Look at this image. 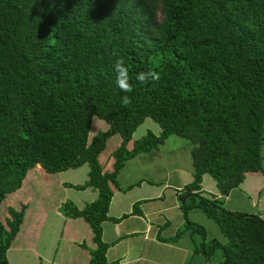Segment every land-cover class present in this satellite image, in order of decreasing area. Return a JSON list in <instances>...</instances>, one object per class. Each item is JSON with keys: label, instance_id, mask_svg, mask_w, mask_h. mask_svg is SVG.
<instances>
[{"label": "trees", "instance_id": "16d2710c", "mask_svg": "<svg viewBox=\"0 0 264 264\" xmlns=\"http://www.w3.org/2000/svg\"><path fill=\"white\" fill-rule=\"evenodd\" d=\"M118 57L130 93L115 83ZM147 71L158 80L138 83ZM94 116L109 128L89 141ZM148 117L160 132L148 130L129 149ZM114 134L121 141L111 152L112 170L103 171L98 157ZM170 135L192 144L193 180L179 194L185 229L162 240L201 229L194 252L205 259L220 249L218 264H264V218L226 210L201 191L205 174L224 196L246 172L263 171L264 0H0V202L37 165L58 173L87 164L88 179L68 185L92 187L97 197L82 208L66 201L62 209L92 230L87 264H108L103 222L137 213L140 203L120 218L108 215L117 176L126 161ZM194 208L216 223L224 242H206L205 228L187 218ZM25 209L9 206L0 220V264H9Z\"/></svg>", "mask_w": 264, "mask_h": 264}, {"label": "rangeland", "instance_id": "374dc122", "mask_svg": "<svg viewBox=\"0 0 264 264\" xmlns=\"http://www.w3.org/2000/svg\"><path fill=\"white\" fill-rule=\"evenodd\" d=\"M108 128L109 124L105 120L94 116L89 131V141H91L99 131H104ZM148 130L155 134L160 132L159 125L149 117L145 118L144 122L135 130L133 138L138 139L142 137ZM119 140V134H114L108 139L99 160L104 166L111 152L120 144ZM191 146L192 144L188 139L177 135H170L164 144L157 146L155 150L153 149L147 154H141V156L145 157L140 158V155H137V158L131 161L123 173H120L118 177V182H120V187L122 189L116 191H127L128 193H120L119 196L115 198L114 202L124 195L125 207L128 204L127 201H134V194L145 191L147 195H154L153 193L155 191L163 188L164 196L162 198L148 201L145 208L143 206L145 200L140 201L139 208L147 210L148 212H153L148 215V218L155 225L161 227L162 232H159L161 236L176 235L178 231L184 230L185 224L187 223L186 219L185 222H183L184 225H181L180 229L175 232L177 221L179 220V210H181L180 206L183 203V200L179 198V194L180 192L182 193L184 185L193 180V165L190 154ZM143 158L145 160L141 161ZM83 166L84 168H88L87 164ZM262 167L263 171L246 172L244 183L240 184L233 191L231 190L232 192L230 191L231 193L228 196H215L222 202L219 201L226 210L254 213L264 218V158L262 160ZM84 171L85 169H80L78 172H73L75 174L74 181L78 182L76 184H82L87 180L83 178ZM55 176L60 177V175H51V173H47L43 169H36L35 167L27 173V176L23 180V185L19 190L8 194L0 202V220L2 222H5L6 217H8L7 208L9 206L19 208L21 204L26 205L24 212V216L26 215V217L23 226L24 234L21 235V240L17 241L12 249H9V251L7 250L9 264H38V258L34 254L35 248L37 250L40 249L41 253H44L43 255L48 258L51 257V254H54L56 240L58 238L60 239V232L62 229V225L58 223L56 216L57 211L63 207V204L60 205L61 199L63 201H72L76 206L81 203H83V205L89 203L91 196L88 195L87 192H90V190L83 192L82 189L78 190L76 188L77 191H75L74 187L72 189L67 181H64L63 184L60 183L61 189H58L51 185L54 180H57ZM203 178L202 181L204 180V182L201 183L204 189L203 196L212 197V191L216 190V183L208 174H205ZM141 179H149V184L144 180L142 182ZM177 183H180L182 188L173 186ZM130 185L132 186L130 187ZM63 186L71 188L68 194L63 191L65 189ZM173 191H176L177 207H174L170 200V193ZM119 204L121 209H126L123 208L121 203ZM187 218L194 224H198L205 228L206 242L214 239L221 240V242L225 241L216 223L211 218H208L199 208L188 211ZM80 219L86 224L82 218ZM81 220L79 221V226H76V223L73 224V230L85 226L82 225L83 222ZM68 228L70 229L71 227ZM193 230L183 232L181 236H183L182 240L185 241L189 240L188 235L191 234V242L193 241L194 251L195 244L198 246L200 242L203 241V234L201 229L194 228ZM84 235H86L85 232H81V238ZM53 239H55V241ZM83 239L88 243L91 241L90 236H84ZM52 243L54 244L49 250L48 248ZM62 244L63 241L60 242L59 253ZM41 246L44 247V252ZM9 258H11V260ZM220 261H222L221 250L216 249L209 259H205L202 253L194 252V256L188 264H218ZM42 264L47 263L44 261Z\"/></svg>", "mask_w": 264, "mask_h": 264}, {"label": "crops", "instance_id": "0c3cea01", "mask_svg": "<svg viewBox=\"0 0 264 264\" xmlns=\"http://www.w3.org/2000/svg\"><path fill=\"white\" fill-rule=\"evenodd\" d=\"M134 134V133H133ZM135 139L132 137V140L127 144V147L129 149L133 146V141ZM121 141V137L119 140V143ZM156 149V148H155ZM154 149V150H155ZM150 153V152H149ZM147 154V153H143ZM101 155V153H100ZM100 155L98 159L100 160ZM145 157V156H141ZM138 155V156H139ZM137 156L129 159L126 161L124 167L121 169L117 176V183L119 185L120 189H114V193L110 202L109 216L120 218L123 214H129L132 212L134 201H144V208L146 206V203L151 200H157L159 198H162L163 195V188H160V190L155 191L154 195H147L145 191L140 192L139 194H134L133 200L134 201H127V206L124 207V195L121 196L116 202L115 198L119 196L120 193L125 194L128 193L127 191H116L121 190L120 187L121 184L118 182V177L120 173H123L125 168L133 161ZM143 158L141 161H144ZM113 158L109 157L107 160L106 165L104 166L102 163H100L103 167V171H111L112 170V164H113ZM85 165V164H83ZM78 167V168H70L62 172L58 173H51V175H60V177L55 176L57 180H54L52 182V186H55L58 189H61L60 183L63 184L64 181L69 182V184H76L78 182L74 181L75 174L73 172H78L80 169H85L83 178L88 179V168H84V166ZM36 169L42 168L37 165ZM38 172V171H37ZM204 176V175H203ZM204 179V178H203ZM146 181L149 184V179H141ZM141 182V183H142ZM187 182V181H186ZM185 182V183H186ZM204 180L202 181V183ZM84 183V182H83ZM82 183V184H83ZM140 183V185H141ZM244 181L241 183L243 184ZM81 184V183H79ZM23 185V184H22ZM50 185V186H51ZM132 186V185H130ZM163 186V183H162ZM177 188H182L180 183H177L173 185ZM140 187V186H138ZM63 191L68 194L71 188H67L66 186ZM89 188V189H88ZM19 190V189H18ZM75 191H77L76 188H74ZM80 190V189H78ZM83 192H86L87 190H90V192H87L88 195L91 196V199L89 202L94 200L97 197V190L93 189L92 187H87L85 189H82ZM234 190V189H233ZM232 190V191H233ZM129 191V190H128ZM201 191L204 192L203 186L201 185ZM231 191V192H232ZM175 192V194H174ZM230 192V193H231ZM179 193V192H178ZM229 193V194H230ZM212 194L215 196H220V193L217 190L212 191ZM228 194V195H229ZM226 195V196H228ZM131 199V198H129ZM170 200L173 203L174 207H177V195L176 191H173L170 193ZM69 201V200H67ZM66 202L61 199L60 205L64 204ZM72 202V201H71ZM134 202V203H133ZM74 205H76L74 202H72ZM122 204L123 208L121 209L120 204ZM79 204V203H78ZM77 204V205H78ZM132 205V208H131ZM63 206V205H62ZM85 205L83 203L79 204L77 207L82 208ZM129 208V209H127ZM60 209V207H59ZM57 211V210H56ZM179 214V220L177 221L176 231L177 232L180 229L181 225H184L183 222H185V217H183L181 210ZM128 212V213H127ZM153 212H148L147 210H144L142 208H138V212L135 214H130L128 217L123 218L119 220L118 222L114 221H105L102 224V239L106 243L109 244V247L106 252V259L108 264H188V262H191L194 251H193V241L191 242V234L188 235L189 240H182L183 236H180L176 241H164L162 238H169L174 235H165L161 236L159 232H162L161 227L158 225H155L149 218L148 215ZM58 223L62 225V229L60 232V239L58 238L56 240V247L54 254H51V257H45L41 253L40 249L37 250L35 248L34 254L38 258V264H42V262H46L47 264H87L90 259V249H93L95 247V244L92 241V230L90 226L80 219L81 217L73 218L65 215L63 213V209L61 208L56 213ZM23 221L20 225V229L17 232L16 236L11 242V245L9 249H12L14 247L15 243L17 241H20L22 236L24 234V219L26 217L23 216ZM83 222L81 228L78 227V229L73 230V224L76 223V226H79L80 220ZM157 224V223H156ZM68 227H71L70 229ZM161 230V231H160ZM81 232H85L86 237L90 236L91 241L88 243L84 238V236L81 238ZM190 233V232H189ZM170 234V233H169ZM90 239V238H89ZM131 239V240H128ZM55 241V239H53ZM52 240V241H53ZM63 241L61 251L59 253V245L60 242ZM44 244V243H43ZM54 243H52L49 246L50 248L53 246ZM42 251L44 250L43 246ZM8 249V251H9ZM44 252V251H43ZM8 253V252H7ZM57 256V257H56ZM9 257V254H8ZM11 260V258H9ZM9 261V260H8Z\"/></svg>", "mask_w": 264, "mask_h": 264}, {"label": "clouds", "instance_id": "9594fccd", "mask_svg": "<svg viewBox=\"0 0 264 264\" xmlns=\"http://www.w3.org/2000/svg\"><path fill=\"white\" fill-rule=\"evenodd\" d=\"M114 71L116 73L115 83L117 87L124 93H130L133 90V86L130 83V77L128 73V68L125 64L123 57H118L114 64ZM158 76L152 72H140L136 76V80L140 84H147L150 81L158 80ZM121 103L124 106H127L131 103V98L128 95L121 97Z\"/></svg>", "mask_w": 264, "mask_h": 264}]
</instances>
